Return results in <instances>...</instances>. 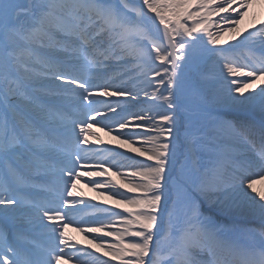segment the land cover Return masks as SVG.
Returning a JSON list of instances; mask_svg holds the SVG:
<instances>
[{
	"label": "snow or ice",
	"instance_id": "obj_1",
	"mask_svg": "<svg viewBox=\"0 0 264 264\" xmlns=\"http://www.w3.org/2000/svg\"><path fill=\"white\" fill-rule=\"evenodd\" d=\"M255 2L0 0V264H264Z\"/></svg>",
	"mask_w": 264,
	"mask_h": 264
},
{
	"label": "bare ground",
	"instance_id": "obj_2",
	"mask_svg": "<svg viewBox=\"0 0 264 264\" xmlns=\"http://www.w3.org/2000/svg\"><path fill=\"white\" fill-rule=\"evenodd\" d=\"M132 1H137L138 0H132ZM253 10L252 7L250 6L247 10V13L246 15L244 16V18L241 20V23L238 25V29L241 33H243L245 31V29L247 28V26L249 25H258L260 20L262 21V19L264 18V5L259 7V11L257 10V17L255 20H253ZM260 17V18H259ZM259 20V21H258ZM230 38V34L229 35H226L224 37V40L227 41L229 40ZM261 82H264V76L260 77V80H258L255 84H252L251 87L249 89H245L246 91H249L251 89H255V88H258V86L261 84ZM112 143L113 145H116L118 147V142L117 141H114L112 140ZM253 187L257 190V192H260V193H264V177H260L256 180H254V184H253ZM94 195L97 197V199L99 200V194L98 192L96 191H93ZM237 218H240V219H248V220H251V221H258V222H262L259 215H255V216H252V215H244V216H237ZM264 223V222H262ZM155 257L153 256L152 259H154ZM147 260V258H146ZM89 263H92L91 259H87L86 260V264H89Z\"/></svg>",
	"mask_w": 264,
	"mask_h": 264
},
{
	"label": "rangeland",
	"instance_id": "obj_3",
	"mask_svg": "<svg viewBox=\"0 0 264 264\" xmlns=\"http://www.w3.org/2000/svg\"><path fill=\"white\" fill-rule=\"evenodd\" d=\"M97 131H98V134H99L100 136H102L101 133H100V131H99V129H97Z\"/></svg>",
	"mask_w": 264,
	"mask_h": 264
}]
</instances>
